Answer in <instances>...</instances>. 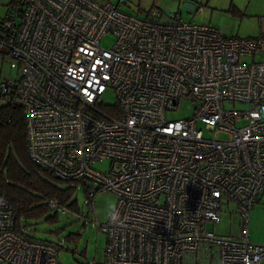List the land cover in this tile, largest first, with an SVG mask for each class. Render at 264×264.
<instances>
[{"label": "built area", "instance_id": "obj_1", "mask_svg": "<svg viewBox=\"0 0 264 264\" xmlns=\"http://www.w3.org/2000/svg\"><path fill=\"white\" fill-rule=\"evenodd\" d=\"M125 2L6 4L0 49L19 78L0 79V102L23 109L29 158L83 187V221L98 192L117 196L96 221L102 260L86 264H262L264 242L250 241L247 224L264 193V35L228 36L157 7L136 16ZM107 32L110 48L100 45ZM107 88L114 105L103 102ZM181 100L193 113L168 119ZM232 204L239 233L208 229ZM58 252L17 232L0 194V264H60Z\"/></svg>", "mask_w": 264, "mask_h": 264}, {"label": "rangeland", "instance_id": "obj_2", "mask_svg": "<svg viewBox=\"0 0 264 264\" xmlns=\"http://www.w3.org/2000/svg\"><path fill=\"white\" fill-rule=\"evenodd\" d=\"M10 0H0V17L4 15L6 4ZM115 3L116 0H108ZM191 2L194 9H189L185 3ZM201 2L204 12L200 14L197 5ZM159 7L164 13L173 14L181 11L184 20L196 23H209L217 26L220 31L232 37H257L264 35V0H126L124 10L136 16H145V11L151 7ZM157 7V8H158ZM115 41L111 32L102 35L100 45L110 48ZM249 61V57L242 58ZM0 77L19 78V65L8 56L0 54ZM104 103L114 105L116 98L109 88L102 95ZM241 107V104H237ZM193 113V105L188 100H181L178 108L167 113L168 119H178L190 116ZM200 127L204 124L199 123ZM96 168L105 170L108 161L98 162ZM75 198L78 211L87 213L89 206L85 204V193L79 184L76 187ZM117 196L110 191H100L96 194L91 209L90 219H79L74 210L65 213L59 212L56 222L40 220L34 223L30 231L31 235L40 240H47L59 245L57 260L60 264H86L87 262H99L103 257L105 234L101 232L96 221L102 223L109 218ZM232 204L221 207V217L218 223L207 221L206 226L214 233L220 235H236L242 229L241 216L238 213H229L235 209ZM248 236L254 243L264 242V193H261L256 203L249 211ZM74 235L73 239L67 236ZM264 264V262H262Z\"/></svg>", "mask_w": 264, "mask_h": 264}, {"label": "trees", "instance_id": "obj_3", "mask_svg": "<svg viewBox=\"0 0 264 264\" xmlns=\"http://www.w3.org/2000/svg\"><path fill=\"white\" fill-rule=\"evenodd\" d=\"M5 18L6 10L0 17V29ZM0 54L6 56L3 49ZM76 187V181L61 179L29 158L23 109L13 102H0V194L14 212L15 230L40 240L30 233L33 224L40 220L56 222L59 215L58 210L49 208L48 200L56 199L79 212ZM67 238L71 240L74 235Z\"/></svg>", "mask_w": 264, "mask_h": 264}, {"label": "crops", "instance_id": "obj_4", "mask_svg": "<svg viewBox=\"0 0 264 264\" xmlns=\"http://www.w3.org/2000/svg\"><path fill=\"white\" fill-rule=\"evenodd\" d=\"M187 3H191V2H187ZM194 5V4H193ZM199 6H202V4H201V2L197 5V7H199ZM158 7V6H157ZM159 8V7H158ZM194 8H195V5H194ZM193 8V9H194ZM148 10V9H147ZM146 10V11H147ZM146 11H145V13H146ZM199 12V10L197 11V13ZM204 12V9H203V6H202V10L200 11V14L201 13H203ZM177 13H180V15H181V11L180 10H178V12ZM182 17V16H181ZM209 24V23H208ZM217 27V26H216ZM218 28V27H217ZM219 29V28H218ZM220 30V29H219Z\"/></svg>", "mask_w": 264, "mask_h": 264}, {"label": "water", "instance_id": "obj_5", "mask_svg": "<svg viewBox=\"0 0 264 264\" xmlns=\"http://www.w3.org/2000/svg\"><path fill=\"white\" fill-rule=\"evenodd\" d=\"M185 6H187L189 9L194 8V5L192 3H185Z\"/></svg>", "mask_w": 264, "mask_h": 264}]
</instances>
